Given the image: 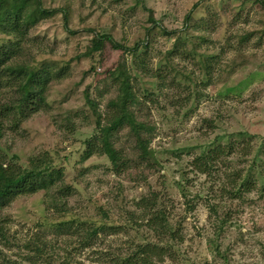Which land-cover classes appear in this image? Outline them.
Instances as JSON below:
<instances>
[{
    "label": "rangeland",
    "instance_id": "rangeland-1",
    "mask_svg": "<svg viewBox=\"0 0 264 264\" xmlns=\"http://www.w3.org/2000/svg\"><path fill=\"white\" fill-rule=\"evenodd\" d=\"M43 3L67 7V27L63 11L42 18L24 36L18 61L49 63L53 79L47 105L17 124L6 116L0 151L25 166L47 155L64 168L63 183L72 187L64 194L58 190L62 183L49 192L22 194L0 208L9 234L0 244V264H44L34 258L37 238L52 264H119L132 245L145 241L164 247L163 258L154 264H264V6L254 0ZM195 3L188 27L185 17ZM150 10L161 25L148 36ZM96 32L110 33L127 47L148 37V46L139 50L146 71L133 52L107 43L97 56L101 74L86 73L94 58L77 55ZM178 36L182 46L169 54ZM13 37L0 32V41ZM115 68H127L132 77L140 99L137 119L153 127L144 133L158 160L140 158L135 133L125 126L114 137L127 161L121 171L105 154L83 158L86 140L97 129L85 89L90 86L104 120L119 92L108 72ZM13 83L4 86L2 102L17 97ZM219 144L233 148L220 155L214 174L196 169L194 158ZM248 175L252 189L232 197L234 184L239 187ZM153 191L169 207L172 234H156L137 205ZM62 221L73 223L59 229ZM102 223L114 227L81 242L91 226Z\"/></svg>",
    "mask_w": 264,
    "mask_h": 264
},
{
    "label": "trees",
    "instance_id": "trees-1",
    "mask_svg": "<svg viewBox=\"0 0 264 264\" xmlns=\"http://www.w3.org/2000/svg\"><path fill=\"white\" fill-rule=\"evenodd\" d=\"M258 4L264 6V0H254ZM199 3H195L185 17L186 25L190 27L195 8ZM60 11L64 12L66 27L68 23V8H49L44 6L43 0H0V32L7 35H14L13 38H8L0 41V140L4 135V120L9 114L15 120V124L27 118L31 113L37 112L47 105L48 87L53 79V73L48 62L39 63H25L18 61V56L22 51V41L24 36L29 31V28L36 25L42 18L53 16ZM150 20L153 26L148 28V36L154 27L161 25L153 16L150 10ZM168 34L176 31H167ZM181 36L177 37V43L169 54L176 52L183 43ZM112 44L115 48H124V51H131L135 58L140 59L138 63L139 68L146 71L145 61L142 60L139 54L140 46L142 44L148 46L147 42L137 43L133 47H127L117 41L110 33L96 32L91 39V43L87 45L85 52L77 55L81 59L85 56L94 58V64L86 71V73L93 72L95 77L101 74L102 69L98 71V53L107 45ZM179 44H181L179 46ZM206 60V59H205ZM206 69L209 71L211 66L210 60H206ZM112 80L118 83V94L108 103V112L104 120L103 114L98 111L99 103L95 98L91 97V89L88 86L85 89L86 100L91 106L93 114L96 116V132L86 140V149L83 153V158L86 159L94 153L105 154L113 164L117 171H121L126 166L127 161L123 158L120 149L116 148L114 144V137L119 129L129 126L135 133L136 145L140 150V158L147 160H157L154 150L150 147V140L145 136L146 131L151 132L153 127L145 124L137 119L135 107L140 104V99L137 97L133 84L132 77L127 68H115L108 71ZM62 72H59L60 76ZM14 82V83H13ZM16 86L17 97L11 103L2 102L3 88L6 85ZM233 145H215L206 152H203L193 160V165L200 172L212 174L216 168V162L220 155L231 153ZM64 168L58 167L49 158V156L33 157L29 161V165L25 166L15 161H8L5 154L0 151V208L10 204L12 200L22 194L36 193L40 190L49 192L53 187L58 186L59 192L62 194L70 193L71 185L64 182ZM214 174V173H213ZM246 179L239 187L237 183L234 189L229 191L232 197L241 198L245 191H250L253 187V179ZM252 180V181H251ZM233 181L232 183H235ZM264 186V185H263ZM264 190V187L263 189ZM264 192V191H262ZM137 205L143 208L147 215L146 220L149 228L154 230L156 234L165 236L168 233L175 232L170 223L169 207L162 202V199L155 191L150 195H145L137 201ZM189 206L192 203H188ZM212 208H215L214 206ZM227 215L222 219L218 227V231H223L224 226L228 220ZM72 221L60 222L59 229L69 226ZM114 225L102 223L99 226H91L90 234L82 239V243L87 244L90 238L98 235L99 231L113 228ZM90 235V236H89ZM9 241V234L5 226L0 222V244ZM37 238L33 241L32 249L35 259H43L44 264H52L49 255L46 254L45 246L40 243ZM134 248L125 256L119 258V264H154L157 260H161L164 254V247L151 241H145L132 245ZM33 258V257H31ZM31 260V259H30ZM33 262V261H32ZM5 264H22L15 260H9ZM33 264H37L34 261Z\"/></svg>",
    "mask_w": 264,
    "mask_h": 264
}]
</instances>
